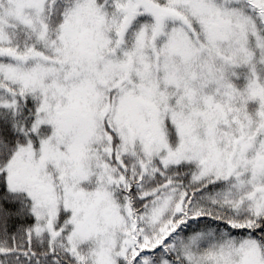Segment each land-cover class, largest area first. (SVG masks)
<instances>
[{
    "label": "snow or ice",
    "instance_id": "snow-or-ice-1",
    "mask_svg": "<svg viewBox=\"0 0 264 264\" xmlns=\"http://www.w3.org/2000/svg\"><path fill=\"white\" fill-rule=\"evenodd\" d=\"M0 264H264V0H0Z\"/></svg>",
    "mask_w": 264,
    "mask_h": 264
}]
</instances>
